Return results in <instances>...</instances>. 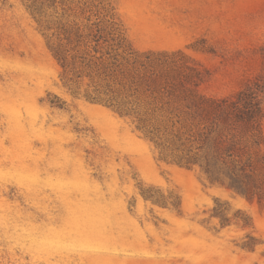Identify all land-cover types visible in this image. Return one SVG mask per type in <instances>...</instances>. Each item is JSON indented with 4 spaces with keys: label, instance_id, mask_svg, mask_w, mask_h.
Returning a JSON list of instances; mask_svg holds the SVG:
<instances>
[{
    "label": "rangeland",
    "instance_id": "1",
    "mask_svg": "<svg viewBox=\"0 0 264 264\" xmlns=\"http://www.w3.org/2000/svg\"><path fill=\"white\" fill-rule=\"evenodd\" d=\"M3 1L0 264H264V173L248 199L159 161L124 119L59 87L30 17ZM111 2L138 50L181 51L208 96L264 88V0ZM141 189L177 194L179 210Z\"/></svg>",
    "mask_w": 264,
    "mask_h": 264
},
{
    "label": "trees",
    "instance_id": "2",
    "mask_svg": "<svg viewBox=\"0 0 264 264\" xmlns=\"http://www.w3.org/2000/svg\"><path fill=\"white\" fill-rule=\"evenodd\" d=\"M15 2L57 63L65 93L124 119L153 145L159 161L197 166L211 184L226 185L248 199L258 194L264 135L256 94H264V88L248 87L227 98L208 96L200 89L203 74L187 64L181 51L138 50L111 0ZM54 99L50 105L61 108L60 99ZM140 194L162 207L179 210L181 205L172 192L164 196L141 189ZM227 224L224 219L222 226Z\"/></svg>",
    "mask_w": 264,
    "mask_h": 264
}]
</instances>
